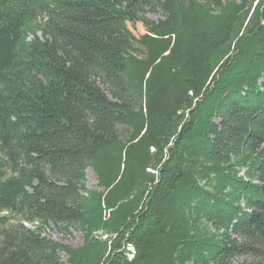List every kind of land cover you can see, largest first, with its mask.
Here are the masks:
<instances>
[{
  "label": "trees",
  "instance_id": "trees-1",
  "mask_svg": "<svg viewBox=\"0 0 264 264\" xmlns=\"http://www.w3.org/2000/svg\"><path fill=\"white\" fill-rule=\"evenodd\" d=\"M56 1L52 35L27 42L31 0H0V147L20 168L0 214L24 223L0 264H264V0ZM146 5L163 20L138 54L124 20Z\"/></svg>",
  "mask_w": 264,
  "mask_h": 264
},
{
  "label": "rangeland",
  "instance_id": "rangeland-1",
  "mask_svg": "<svg viewBox=\"0 0 264 264\" xmlns=\"http://www.w3.org/2000/svg\"><path fill=\"white\" fill-rule=\"evenodd\" d=\"M96 1V0H94ZM101 1V0H99ZM206 1V0H202ZM251 1V0H249ZM206 3V2H205ZM126 7V5H125ZM211 9H214V5L210 4ZM120 8L119 6L117 9ZM54 9L56 11H60L62 9V5L58 3L56 0H31V16L28 21V31H27V42L34 40L38 37L39 40L44 41L48 37L52 35L53 27L49 25L50 18L54 15ZM119 10V9H118ZM163 20V16L160 12H152L150 6L146 5L145 7L137 8L135 10H130L129 15L124 20V25L126 31L128 32V46H132L135 48V40H140L145 34L149 32V30L153 29L154 26H157ZM139 52L142 53L140 47L135 48ZM140 49V50H139ZM20 72L25 73V78L28 82H31L32 88L31 92L36 89L37 93L42 94L43 86L41 87V82L43 81L42 76L36 71L28 70L27 68H21ZM106 81V80H105ZM106 85L104 84L102 88L108 96H112L114 94H118L121 98L125 99V96L131 97L129 92L124 94V90L122 87H118V84L113 81H106ZM33 93V92H32ZM43 95V94H42ZM33 99L36 103H39L37 96L32 94ZM49 101V97L46 101ZM264 145L260 149V152L263 151ZM10 150L5 147H0V169H1V184L5 181L11 180L18 176V172L20 170L16 164L13 163L12 159L9 156ZM241 175L244 176L245 173L241 171ZM31 186L28 185L27 189L30 192H33L34 189L38 188L39 183L36 181H32L30 183ZM85 188L88 191H97L100 193H104L105 190L100 186L98 177L92 167H89L86 170V182ZM245 205L242 204V207ZM0 216H7L6 223L2 226L0 230V251L4 250L7 245H9L10 238L17 236V231L21 224L23 223V219L20 216L17 208L12 207L6 213L0 214ZM30 226V225H29ZM213 229V228H211ZM43 235L49 239H52L55 243L60 245L63 248H68L71 250H77L84 247V238L85 232L83 229H74L71 228L69 231L59 230L55 226L50 225V227L44 229ZM100 237V235H98ZM102 238L106 239L104 235ZM60 260L61 264H70L69 255L60 251ZM245 261H250L247 258H240L234 262V264H242Z\"/></svg>",
  "mask_w": 264,
  "mask_h": 264
}]
</instances>
